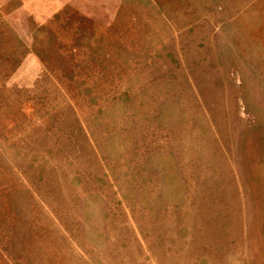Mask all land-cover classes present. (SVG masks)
<instances>
[{"label": "rangeland", "instance_id": "374dc122", "mask_svg": "<svg viewBox=\"0 0 264 264\" xmlns=\"http://www.w3.org/2000/svg\"><path fill=\"white\" fill-rule=\"evenodd\" d=\"M0 264H264V0H0Z\"/></svg>", "mask_w": 264, "mask_h": 264}]
</instances>
